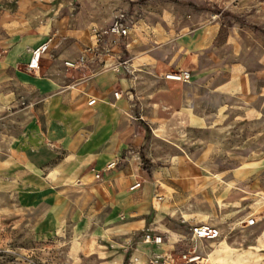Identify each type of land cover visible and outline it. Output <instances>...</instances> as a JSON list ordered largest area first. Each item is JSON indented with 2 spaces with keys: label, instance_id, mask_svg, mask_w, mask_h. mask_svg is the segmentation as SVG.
I'll return each mask as SVG.
<instances>
[{
  "label": "rangeland",
  "instance_id": "1",
  "mask_svg": "<svg viewBox=\"0 0 264 264\" xmlns=\"http://www.w3.org/2000/svg\"><path fill=\"white\" fill-rule=\"evenodd\" d=\"M122 14L129 46L108 60L126 67L79 65L93 29ZM16 68L45 76L42 99L10 78ZM89 93L102 94L101 116ZM24 130L20 158L8 139ZM200 224L219 236L195 237ZM154 257L264 264V0H0V264Z\"/></svg>",
  "mask_w": 264,
  "mask_h": 264
},
{
  "label": "built area",
  "instance_id": "2",
  "mask_svg": "<svg viewBox=\"0 0 264 264\" xmlns=\"http://www.w3.org/2000/svg\"><path fill=\"white\" fill-rule=\"evenodd\" d=\"M131 34V28L129 21L127 18L122 14L118 17H116L109 26L105 28H94L93 29V38H94V44L88 46L82 55L79 57V65H86L88 59H93L98 55V52L103 51L104 55L107 57L103 60V66L105 69H111L115 72H121L123 67H126L127 61H114L111 63H108L110 59H113L115 55L119 54L122 49L125 47L127 48L129 46L128 38ZM52 39L48 40L47 42L43 43L39 47H37L33 51V56L31 58V61L29 63V67L33 70L40 68V61L39 63L35 61L34 56L36 55V52H38L40 59L42 54L47 50L49 43ZM117 52V53H116ZM118 59H121V56H118ZM109 59V60H108ZM67 65H74V62L67 61ZM190 77L189 72L184 71L182 73H169L167 75V78L169 79H175V80H184L187 81ZM122 95L119 91L115 92V97L120 98ZM95 103V99H91L89 101V104ZM254 221L251 219L248 221V224H252ZM193 235L195 237H208V238H216L219 236V230L216 227H212L210 225L206 224H200L195 225L192 227ZM146 240L151 242L154 241L155 243H158L161 241V237H154L152 239V236L150 234L146 235ZM150 264H169L166 261H162L160 257H154L151 259Z\"/></svg>",
  "mask_w": 264,
  "mask_h": 264
},
{
  "label": "crops",
  "instance_id": "3",
  "mask_svg": "<svg viewBox=\"0 0 264 264\" xmlns=\"http://www.w3.org/2000/svg\"><path fill=\"white\" fill-rule=\"evenodd\" d=\"M8 39H9V45H8L9 46V48H8V60L9 61H8V64L15 67V63H14L13 59L15 58L16 53L19 52L21 47L25 46V43L27 42V37L22 35V33H20L18 36H16V34H15L14 36L9 37ZM92 39H93V37H92ZM93 44H94V42L91 45H93ZM88 46H90V45H88ZM97 56H99V58H100L99 63H101V65H102L103 60L107 57L104 55L103 51H102V53L98 52ZM94 60L98 61V59H94ZM110 61H111V59H110ZM108 63H109V61H108ZM40 69H41V67L39 68L38 71H40ZM108 70H111V69H108ZM101 71H102V69H101ZM18 72L22 73V71L19 68H16V70L9 71L8 74H10L11 79L16 80L18 83H22L21 80H23L24 82H32L34 84L32 87L34 90V93H35L34 97L42 99V93L44 92V88H47L50 85V83H48L45 80V76H42V74H40L37 77V76H32L31 74H27L24 72H23L24 76H22ZM52 79L53 78L50 79L51 82L55 83V81ZM97 80H98V78H96V77L93 78V80H90L89 83L91 86H90V88H88L90 92L92 91L91 90L92 84L96 83ZM23 84L27 85L28 83H23ZM11 93H13V92H11ZM93 98L95 99V103L89 104V101ZM115 99L118 101L121 99V97L120 98L115 97ZM87 104L89 106L88 109H93V110L97 111L99 116L102 115V94H91V93H89V98L87 100ZM91 115L93 116V115H95V113L92 112ZM100 123H101V121L98 118V119H96L95 124L92 125L90 128H88V132H89L88 142H89V144L97 138V136L99 134V124ZM24 127H26V126L24 125ZM34 132H35V134L37 133L36 128H35ZM11 138H14L13 144L15 146H17L18 149H20L19 150V156L21 158V153H22L21 149L24 147V145L27 142L26 130H24L22 132L19 131L17 135L13 134V136H10V138L8 140L10 141ZM40 146L36 143V141H34V143L31 144V147H33L36 151H37V148ZM20 180H21V177H20Z\"/></svg>",
  "mask_w": 264,
  "mask_h": 264
},
{
  "label": "bare ground",
  "instance_id": "4",
  "mask_svg": "<svg viewBox=\"0 0 264 264\" xmlns=\"http://www.w3.org/2000/svg\"><path fill=\"white\" fill-rule=\"evenodd\" d=\"M34 58H35V61H37L39 63L40 56H39L38 52H36V55L34 56Z\"/></svg>",
  "mask_w": 264,
  "mask_h": 264
}]
</instances>
